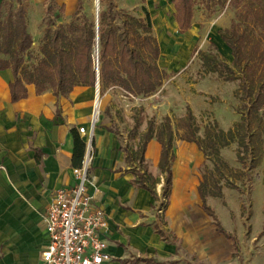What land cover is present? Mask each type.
<instances>
[{
  "label": "crops",
  "instance_id": "obj_1",
  "mask_svg": "<svg viewBox=\"0 0 264 264\" xmlns=\"http://www.w3.org/2000/svg\"><path fill=\"white\" fill-rule=\"evenodd\" d=\"M29 1L36 8L42 5L46 9L52 2ZM118 2L119 9L141 6L144 16L139 17L149 14L152 24L166 14L163 9H156L155 4L169 3L172 18L167 25L164 23L166 26L159 35L167 34L168 30L180 36L192 33L193 24L185 33L179 32L174 0ZM55 3L66 7L67 12H72L75 4L78 6V0H55ZM153 33L156 36L154 24ZM40 38L37 27L34 43ZM158 41L161 62L175 49V43ZM219 41L226 44L221 36ZM225 47L228 52L230 47L227 44ZM166 66L172 67L171 59ZM13 79L11 69L0 71V264H43L42 251L49 239L43 213L56 189L72 187L77 182L72 165V130L76 129L85 140L79 129L91 130L98 93L96 86H76L68 96L57 97L51 91L37 94L35 85L30 84L27 96L13 101L10 90ZM107 126L102 114L93 131L94 186L90 187L96 204L104 209L109 220L103 238L107 240L111 259L103 264H264V188L259 189L258 198L256 188L246 194L229 188L222 197H206L215 220L204 209L199 190L203 180L200 169L207 157L197 143L177 139L172 188L165 213L160 215L158 192L163 191L165 183L159 170L161 143L150 140L143 163H128L118 135ZM128 140L127 137L125 142ZM144 169L158 179L156 194L133 182L136 173H143ZM245 195L252 203L247 211V218L251 213L249 220L243 217L241 209ZM215 203L228 214V226L220 221L213 207Z\"/></svg>",
  "mask_w": 264,
  "mask_h": 264
},
{
  "label": "trees",
  "instance_id": "obj_2",
  "mask_svg": "<svg viewBox=\"0 0 264 264\" xmlns=\"http://www.w3.org/2000/svg\"><path fill=\"white\" fill-rule=\"evenodd\" d=\"M205 1L208 4H228L237 10L230 26L220 31L222 40L231 49L233 65L225 63L221 69L208 55H205L204 60L209 72H218L227 81L236 80L238 73L243 75L240 90L250 98V107L247 113H242L241 120L232 129L225 131L214 121L204 126L203 135L199 134L201 126L189 106L186 115L178 121L177 130L168 116L159 125L149 121L147 129L139 136L136 150L125 149L126 160L128 163H143L148 142L158 140L162 145L159 170L165 176L162 194L168 201L172 188L174 144L177 139L197 143L207 159L214 162L218 173H221V166L232 172L222 160L220 151L236 138L245 153L250 151V145L259 149V137L255 128L261 122L258 111L264 107V0ZM17 2V8L12 1L3 0L0 5V71L11 69L13 72L14 79L10 82L12 100L25 98L28 94L27 85L30 84L35 85L37 94L51 91L57 97L68 96L76 86L95 87L96 20L91 21L83 13L80 23L69 22L52 29L56 26V3L52 0L46 10L48 28L41 38L40 59L30 65L29 55L34 40L28 28L25 1ZM197 2L198 0H174L179 32L185 33L191 28ZM60 8L63 9L64 6ZM83 9V0H78L76 14L82 13ZM115 10L116 5L109 2L107 9L99 13L100 92L103 95L109 88L118 87L135 97L154 94L162 86L166 71L159 65L161 49L153 33L151 17L147 14L142 18L123 9ZM72 134V165L78 168L85 156L86 143L76 129L72 130ZM238 157L240 162H245L240 153ZM252 165L255 167L256 162H252ZM231 181L228 178V186L233 187L234 183ZM133 182L156 194L158 179L147 173L146 169L143 173H136ZM222 189L221 178L214 171L205 169L199 190L204 200V209L215 220L216 215L205 199L208 196L222 197ZM219 229L223 231L220 226Z\"/></svg>",
  "mask_w": 264,
  "mask_h": 264
},
{
  "label": "rangeland",
  "instance_id": "obj_3",
  "mask_svg": "<svg viewBox=\"0 0 264 264\" xmlns=\"http://www.w3.org/2000/svg\"><path fill=\"white\" fill-rule=\"evenodd\" d=\"M6 1H12L15 8L18 7L17 0ZM24 1L27 9L29 31L33 37L35 28L38 27L42 38L48 28L47 9L42 5L36 8L35 4L29 0ZM94 1L83 0L84 9L80 14H76L78 9L76 4L72 12H67L66 7L61 9V4H56L54 6L56 26H53L52 29L60 24L69 22L80 23L83 13L87 14L91 21H95ZM109 2L116 5L115 11L121 10L117 8L119 6L118 0H100L99 13L101 10L107 9ZM155 7L156 9H163V14L166 13L162 15L160 21L156 20L153 22L157 38L170 40L175 43V49L172 53H169L166 59L164 58L163 61L159 62L161 68L166 71L162 86L156 93L149 96L135 97L118 87L109 88L103 95L100 92L101 106L97 115L96 125H98L99 119L104 114L108 123L107 128L118 135L122 151H125V149L136 150L139 136L147 129L149 121H154L156 125H159L168 116L174 129L177 130L178 121L186 115L188 106L192 109L197 123L201 126L200 135H203L204 126L214 121H217L219 127L225 131L232 129L241 120L242 113H247L250 107V98L245 96L243 90H240L243 75L238 73L236 80L227 81L219 76L218 72H209L208 65H206L207 63L204 60L205 55H208L221 69L224 68L223 65L225 63L230 66L233 65L231 49L229 48L230 53L224 49L225 45L219 41V36L220 31L228 28L232 20L235 19L237 10L228 4H208L205 0H198L194 11L192 33H187H191L189 36H180L170 30L167 31V34L162 33L159 35V31H163L164 23L166 22L167 25L171 21L172 9L169 3L166 5L156 3ZM125 11L138 17L144 16L141 6ZM41 38L36 39L35 43L33 42L29 55L30 65L37 63L40 59ZM170 59L172 67L166 66L167 63H170ZM258 115L261 117V122L255 128V132L258 133L259 137V149L254 145H250V151L245 153L244 148L240 147L239 140L236 138L230 145L223 147L220 151L222 160L229 165L232 172L221 166V173H218L214 162L209 159H207L205 165L201 166V174L206 169L209 172L214 171L221 178L223 191H227L230 188L235 193L246 194L247 191L256 188L255 195L257 197L258 193H261L259 189L264 188V107L259 109ZM132 135H135V138H132ZM127 137L129 140L126 143L125 139ZM92 146L94 161V139ZM239 153L245 158L244 163L240 162ZM252 162H256L255 167H253ZM92 170L93 163L89 171L91 179ZM228 178L232 179L233 187L228 186ZM160 182L163 183L164 179H161ZM158 193L161 201L163 191L161 190ZM227 195L229 194L227 193ZM229 199L232 205V199ZM243 199L246 201L242 204V214L244 218L249 220L251 213L249 214L250 217L247 218V211L252 203L247 195ZM213 207L220 221L225 226H228L229 218L223 206L215 203Z\"/></svg>",
  "mask_w": 264,
  "mask_h": 264
},
{
  "label": "built area",
  "instance_id": "obj_4",
  "mask_svg": "<svg viewBox=\"0 0 264 264\" xmlns=\"http://www.w3.org/2000/svg\"><path fill=\"white\" fill-rule=\"evenodd\" d=\"M99 113V112H98ZM97 116L93 113L91 130L80 127L85 135L86 151L82 165L74 168L77 182L52 193L43 213L48 242L42 251L43 264H103L111 257L103 234L109 229V220L102 207L96 204L94 186L89 171L93 163V131ZM97 189V188H96ZM158 213L163 215L168 199L162 194Z\"/></svg>",
  "mask_w": 264,
  "mask_h": 264
},
{
  "label": "water",
  "instance_id": "obj_5",
  "mask_svg": "<svg viewBox=\"0 0 264 264\" xmlns=\"http://www.w3.org/2000/svg\"><path fill=\"white\" fill-rule=\"evenodd\" d=\"M96 31H97V44L96 47L98 46V26H99V11L96 14ZM98 49H97V53H96V48H95V60H96V70H97V82H96V88H97V93L98 96H100V76H99V56H98Z\"/></svg>",
  "mask_w": 264,
  "mask_h": 264
},
{
  "label": "bare ground",
  "instance_id": "obj_6",
  "mask_svg": "<svg viewBox=\"0 0 264 264\" xmlns=\"http://www.w3.org/2000/svg\"><path fill=\"white\" fill-rule=\"evenodd\" d=\"M94 5H95V11H96V14L97 12L99 11V8H100V0H95L94 1ZM226 45V44H225ZM97 49L99 51V42H98V46L96 47V53H97ZM221 49V48H220ZM225 49V47H224ZM227 51V50H226ZM225 51V53H226ZM229 52V51H228ZM224 53V52H223ZM96 101H95V106H94V113L95 115L97 116L98 115V112L100 110V106H101V98L100 96L96 95Z\"/></svg>",
  "mask_w": 264,
  "mask_h": 264
}]
</instances>
